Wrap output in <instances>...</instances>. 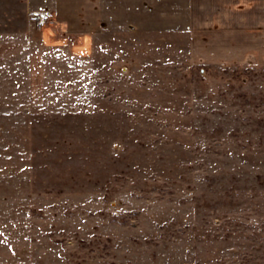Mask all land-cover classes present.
I'll use <instances>...</instances> for the list:
<instances>
[{
	"label": "rangeland",
	"instance_id": "1",
	"mask_svg": "<svg viewBox=\"0 0 264 264\" xmlns=\"http://www.w3.org/2000/svg\"><path fill=\"white\" fill-rule=\"evenodd\" d=\"M110 7L0 0V264H264V58Z\"/></svg>",
	"mask_w": 264,
	"mask_h": 264
},
{
	"label": "crops",
	"instance_id": "2",
	"mask_svg": "<svg viewBox=\"0 0 264 264\" xmlns=\"http://www.w3.org/2000/svg\"><path fill=\"white\" fill-rule=\"evenodd\" d=\"M98 3L103 5V14L111 9V4L115 5V14L118 6L123 11L125 4H146L149 13L156 11L153 21L161 20L169 29L196 35L240 37V43L233 41L232 44H240V50L245 53L252 48L264 58V0H98ZM159 11L161 17L157 15ZM160 23L153 22V25Z\"/></svg>",
	"mask_w": 264,
	"mask_h": 264
},
{
	"label": "built area",
	"instance_id": "3",
	"mask_svg": "<svg viewBox=\"0 0 264 264\" xmlns=\"http://www.w3.org/2000/svg\"><path fill=\"white\" fill-rule=\"evenodd\" d=\"M36 19H37V21H38V23H39V25H44L45 24V22H46V19H45V17L44 16H42V15H37V17H36Z\"/></svg>",
	"mask_w": 264,
	"mask_h": 264
}]
</instances>
